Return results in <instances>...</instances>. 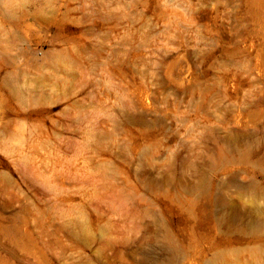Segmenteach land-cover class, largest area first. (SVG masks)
Returning <instances> with one entry per match:
<instances>
[{
  "label": "rangeland",
  "instance_id": "374dc122",
  "mask_svg": "<svg viewBox=\"0 0 264 264\" xmlns=\"http://www.w3.org/2000/svg\"><path fill=\"white\" fill-rule=\"evenodd\" d=\"M0 264H264V0H0Z\"/></svg>",
  "mask_w": 264,
  "mask_h": 264
}]
</instances>
